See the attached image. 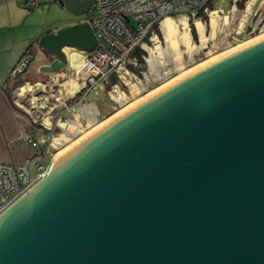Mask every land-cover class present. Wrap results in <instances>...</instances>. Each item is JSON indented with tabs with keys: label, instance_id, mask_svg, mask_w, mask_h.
I'll list each match as a JSON object with an SVG mask.
<instances>
[{
	"label": "water",
	"instance_id": "obj_1",
	"mask_svg": "<svg viewBox=\"0 0 264 264\" xmlns=\"http://www.w3.org/2000/svg\"><path fill=\"white\" fill-rule=\"evenodd\" d=\"M98 44L88 21L38 46ZM0 264H264V34L57 153L0 211Z\"/></svg>",
	"mask_w": 264,
	"mask_h": 264
},
{
	"label": "built area",
	"instance_id": "obj_2",
	"mask_svg": "<svg viewBox=\"0 0 264 264\" xmlns=\"http://www.w3.org/2000/svg\"><path fill=\"white\" fill-rule=\"evenodd\" d=\"M214 0H92L85 21L93 28L98 44L92 51H83V59L77 67L58 71L47 83H23L17 87L16 100L24 107L32 121L39 124L42 138L37 142L39 155L47 162L36 164L32 171V159L23 163L0 162V211L19 196L46 169L60 143L58 125L51 121V113L58 112L57 122L65 113L76 114L80 104L97 89L105 90L116 81L123 80L131 72L145 64L137 54L145 52L156 27L171 17H184L188 25L209 15ZM224 2V0H222ZM215 9V8H214ZM218 9H221L220 7ZM144 60L145 54H141ZM30 63L25 56L11 71L12 77L23 74ZM116 80V81H114ZM72 83V90L69 88ZM25 98L27 101H23Z\"/></svg>",
	"mask_w": 264,
	"mask_h": 264
},
{
	"label": "crops",
	"instance_id": "obj_3",
	"mask_svg": "<svg viewBox=\"0 0 264 264\" xmlns=\"http://www.w3.org/2000/svg\"><path fill=\"white\" fill-rule=\"evenodd\" d=\"M91 4L92 0H0V162L20 164L32 159L33 173L37 172L38 162H47L38 153L41 146L29 141L32 137L37 142L42 138L38 126L44 119H30L16 100V90L23 83H47L58 71L79 65L83 59L80 50L68 47L69 65L64 66L38 46V39L47 32L84 21ZM24 56L30 59L26 72L12 77L11 71ZM89 107L92 105L80 104L77 108L80 125L82 116L92 117ZM75 115L65 113L63 120L57 122L58 112L51 113L60 135L68 131Z\"/></svg>",
	"mask_w": 264,
	"mask_h": 264
},
{
	"label": "rangeland",
	"instance_id": "obj_4",
	"mask_svg": "<svg viewBox=\"0 0 264 264\" xmlns=\"http://www.w3.org/2000/svg\"><path fill=\"white\" fill-rule=\"evenodd\" d=\"M213 7L215 8L213 11L217 10L220 17L216 35L193 54L187 52L183 54L184 67L182 70H178L174 62H169L166 59L167 63L160 65L157 73L151 72L148 61L150 57L149 48H155L158 43L165 46L164 34L160 26L159 31L155 32L145 46L147 48L146 59L145 64L139 69L140 73L135 70L105 90L99 88L92 91L87 101L82 104L92 105L90 108L93 112V119L85 115L82 116L80 119L82 131L76 134L70 132L71 140L61 142L59 147L54 150L53 157L99 123L161 85L222 52L264 34V0H224V2L214 0ZM219 7L221 9H218ZM211 12L201 19L206 25L208 36L212 33ZM224 16L229 18L227 23L224 22ZM178 17L175 20L178 21L180 19ZM189 29L193 42L200 45V35L196 22L189 24ZM120 93H124L125 97L119 98Z\"/></svg>",
	"mask_w": 264,
	"mask_h": 264
},
{
	"label": "bare ground",
	"instance_id": "obj_5",
	"mask_svg": "<svg viewBox=\"0 0 264 264\" xmlns=\"http://www.w3.org/2000/svg\"><path fill=\"white\" fill-rule=\"evenodd\" d=\"M219 18L220 17L217 10L211 12L212 33L210 36H208L207 34L206 25L201 20L196 21L197 29L200 35V45H197L192 40L189 25L184 17H180L178 21L174 18L167 17L161 25V29L163 31L165 39V46H162L161 43H158L155 48H149L150 57L148 61L151 72L157 73L158 67L167 63L166 59H168L169 62H174L178 70H182L184 67L183 54L185 52L193 54L200 48L204 47L210 38L215 37L217 26L220 24ZM228 19V16H224L225 23L228 22ZM71 84L72 83H69V88L72 90ZM118 97L124 98L125 95L124 93H120ZM88 112L90 113V111ZM79 116L80 114L78 113L75 115V120L69 126L68 131H66V133L64 134H61L58 138L59 142L64 143L70 141L71 137H69L68 135L69 132H73L76 134L82 131L81 125L78 122Z\"/></svg>",
	"mask_w": 264,
	"mask_h": 264
},
{
	"label": "trees",
	"instance_id": "obj_6",
	"mask_svg": "<svg viewBox=\"0 0 264 264\" xmlns=\"http://www.w3.org/2000/svg\"><path fill=\"white\" fill-rule=\"evenodd\" d=\"M211 9H214V7H211ZM155 29H156V31H159V28H158V27H156ZM27 53H28V52H27ZM27 53H26V54H27ZM137 54L139 55V57H140V59H141L142 61H145L144 58H143L142 55H141V54H145V55H146V52H145L144 50H142V49H138ZM24 57H25V56H24ZM25 72H26V70H25ZM136 72H137V73H140L139 70H136ZM114 81H116V80H114Z\"/></svg>",
	"mask_w": 264,
	"mask_h": 264
},
{
	"label": "flooded vegetation",
	"instance_id": "obj_7",
	"mask_svg": "<svg viewBox=\"0 0 264 264\" xmlns=\"http://www.w3.org/2000/svg\"><path fill=\"white\" fill-rule=\"evenodd\" d=\"M82 61V60H81Z\"/></svg>",
	"mask_w": 264,
	"mask_h": 264
}]
</instances>
